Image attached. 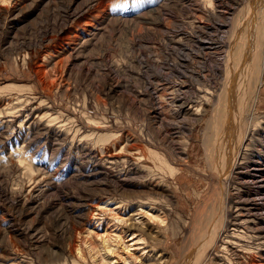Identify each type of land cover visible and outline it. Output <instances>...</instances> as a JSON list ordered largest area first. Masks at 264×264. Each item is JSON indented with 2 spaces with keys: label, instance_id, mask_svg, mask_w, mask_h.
I'll use <instances>...</instances> for the list:
<instances>
[{
  "label": "rangeland",
  "instance_id": "374dc122",
  "mask_svg": "<svg viewBox=\"0 0 264 264\" xmlns=\"http://www.w3.org/2000/svg\"><path fill=\"white\" fill-rule=\"evenodd\" d=\"M197 1L194 6H203ZM254 1L231 0L236 11L230 22L252 2L260 19L256 29L264 34V0ZM183 2L0 0V264L175 263L198 223L191 224L181 207L178 180L153 158H171L186 192L203 190L202 139L212 103L202 121H187L177 134L167 109V117H155L163 108L148 85L165 72L177 77L174 65L182 58L189 62L181 67L186 84L196 89L204 82L198 74L216 80L212 67L219 61L188 56L186 43L165 45L167 32L189 31ZM214 8L199 19L202 24L218 20ZM252 58L237 84H244L247 96L259 74L262 84L254 103L247 101L253 112L244 111L236 126L242 121L244 148L252 140L249 170L264 172V46ZM253 114L259 124L254 131ZM172 140L182 143V154ZM134 148L139 151L132 162L108 159ZM235 196L234 190L228 194ZM246 224L239 225L242 242L254 247L246 256L264 264V220L257 216ZM133 232L139 244L131 245Z\"/></svg>",
  "mask_w": 264,
  "mask_h": 264
},
{
  "label": "bare ground",
  "instance_id": "6f19581e",
  "mask_svg": "<svg viewBox=\"0 0 264 264\" xmlns=\"http://www.w3.org/2000/svg\"><path fill=\"white\" fill-rule=\"evenodd\" d=\"M194 2L198 1L186 0V2H183L186 14L192 16L190 19L187 16L188 20L184 22L189 31L185 27H179L167 32L164 36V43L172 48L181 47L179 44L186 43L187 45L189 44L188 50L191 51L188 56L204 58L211 55L213 56L212 62L219 60L212 67V73L216 80H213L212 83L206 76L198 74L204 79V82H200L196 89L188 87L184 78L186 69L181 70V67L185 68L189 62L180 58L177 64L174 65L177 77H168L165 72L148 85V90L152 93L158 108H163L155 113V117H162L164 110L167 109L169 118L172 119L176 126L177 134L182 132L187 121L196 123L202 121L203 113L208 110L210 103H212L211 118L207 119L208 124L205 126L202 139L203 154H201L202 159L200 162L204 163L202 177L206 178V181H203V190L195 188L194 192H186L183 188V183L179 181L183 173L180 172L177 166H173L170 163L171 158L168 160L163 154L153 158L154 164L158 161L161 165L166 164L169 167V176L178 180L175 186L177 192L179 194L183 192L181 207L188 211L191 224L198 223V230L194 235L192 231V237L189 236L185 239L184 245L180 249V252H182L176 257L174 264H208L210 261L216 264H224L226 262L228 264H257L249 256H246L247 250H254V247L251 244L242 242V239L245 240V233L242 229H239V225H241V228H245L246 222H252L257 216H261L264 220V172H258L253 166L250 169L251 171L249 170L250 153L248 147L252 140L244 148L246 135L240 129L242 121L238 126L236 124L239 116L244 111L248 109L249 112H253V106L247 108V101L254 103L255 95L257 94L255 92L259 91V83L262 82L259 74L258 80L256 79V88H252L253 91L249 90L248 96V90L244 87V84H241L242 88L239 85L240 74L247 76L248 70L251 69L249 67L253 61L252 57L254 55L256 57L260 45L264 46V41L260 40V35L263 34V31L256 29L257 22L260 19L257 17L258 21L255 23V19L257 20L255 16L256 8L252 7V2L247 10L238 15V20L237 22L234 21L235 23L230 22L234 11H236L231 0H205V2L203 0V6L197 7L194 6ZM253 2L255 1L253 0ZM210 5L215 7L211 13L218 15V20H213L211 26L210 23L202 24L199 20L206 14L210 17ZM228 31L230 33L229 37L226 36ZM247 48H251L252 52L251 54L248 52L250 55L248 54L249 56L244 59V55H247L245 53L248 50ZM194 50L197 51L193 52ZM242 54L243 57H241ZM240 57L244 59L242 64H240L241 66L238 65V61L241 60ZM254 61L256 62V60ZM238 72L240 73L239 75ZM216 82H218V85L221 84V86L217 87ZM252 83L251 86L253 85ZM239 88L242 90L241 95L239 94ZM20 105L22 106L23 104ZM12 106L14 107V105ZM8 107L11 110V107ZM158 108L157 110H159ZM168 115H164V117ZM254 115L251 116L255 123L253 124V131L259 125L256 123L257 120ZM170 144L179 145L180 150L178 152L180 154L184 152L181 148V142L172 140ZM186 146L184 149H186ZM138 151V148L129 149L123 156L112 152L108 155V159L113 162L123 158L125 161L132 162V160H135L133 157L138 154ZM203 157H205L207 169ZM253 162L252 165H255L259 162V159H254ZM258 170L261 171L262 169ZM107 174L113 176L110 171ZM244 188H247V191L245 190L247 192L246 197H244L245 195L243 196ZM232 190L236 192L234 200L231 197L228 198V194ZM253 209H256L255 213L252 212ZM243 212H246V214ZM244 215L245 218L242 217ZM117 221H120V223L124 222L121 218L117 219ZM232 225L235 228L231 227ZM248 237L250 238L249 242L253 243L252 236ZM253 237L255 238V236ZM136 238L137 236L133 232L130 239L133 241L131 245L139 244L141 238ZM255 251L258 252V250Z\"/></svg>",
  "mask_w": 264,
  "mask_h": 264
}]
</instances>
